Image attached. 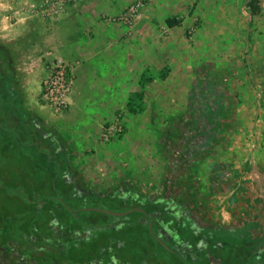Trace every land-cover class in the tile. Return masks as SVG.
I'll list each match as a JSON object with an SVG mask.
<instances>
[{"label":"crops","instance_id":"obj_1","mask_svg":"<svg viewBox=\"0 0 264 264\" xmlns=\"http://www.w3.org/2000/svg\"><path fill=\"white\" fill-rule=\"evenodd\" d=\"M32 1L39 0H0V50L13 72L16 95L12 111L5 109L2 114L11 122L22 119L31 125L23 137L53 136L56 145L71 154L77 146L99 148L104 142L102 132L120 110L126 112L129 122L139 118L170 121L180 116L202 72L209 71L214 80L224 78L225 84L219 81L218 88L221 95L225 94L227 105L240 104L236 100L239 94L243 102V91L253 78L264 87V4H258L260 9L255 12L249 0H147L138 20L128 27L111 16L121 13L132 0H77L58 20L26 16ZM170 18H178L179 23L169 26ZM192 27L194 33L190 35ZM246 40L252 46H246L250 68L243 67L240 50ZM219 41L226 50L223 57L219 56ZM54 57H62L71 65L75 83L70 106L52 115L42 90L48 62ZM144 73L152 78L143 88L144 109L129 111L128 103L141 90ZM238 111L229 118L240 120ZM236 127L227 133V152L235 146L232 140ZM6 136L2 131L0 139ZM262 153L254 160L243 158L245 151H241V160L235 166L242 173L229 174V183L234 185L230 187V207L237 212L238 200L245 202L244 214L250 220L256 218L260 230L264 226ZM226 164L229 169L235 167L234 160ZM116 176L126 175H84L89 179Z\"/></svg>","mask_w":264,"mask_h":264},{"label":"flooded vegetation","instance_id":"obj_2","mask_svg":"<svg viewBox=\"0 0 264 264\" xmlns=\"http://www.w3.org/2000/svg\"><path fill=\"white\" fill-rule=\"evenodd\" d=\"M70 157L55 162L49 199L3 197L0 166V264H264V226L240 200L229 221L216 214L211 183L191 194L182 177L89 179Z\"/></svg>","mask_w":264,"mask_h":264},{"label":"rangeland","instance_id":"obj_3","mask_svg":"<svg viewBox=\"0 0 264 264\" xmlns=\"http://www.w3.org/2000/svg\"><path fill=\"white\" fill-rule=\"evenodd\" d=\"M78 1L98 3L102 0ZM134 1L137 0L130 1L125 9ZM143 1L147 4V0ZM145 8L146 5L143 7V10ZM119 14L112 15L111 17L113 18ZM85 16L87 15L85 14ZM76 17L82 20L80 14H77ZM191 29L190 35H193L194 27ZM246 41L247 43H244L245 47L240 48V50H242L243 67L250 68V66L252 67V63L250 64L247 61V57L249 56L247 52L249 51L246 46L249 47L251 44H249L248 40ZM222 43V41H219L218 44L220 45L218 51L221 57L226 53L225 48L221 46L223 45ZM216 81H222L223 84L226 82L224 78H217ZM259 82L260 80L258 81L257 78L248 81L249 87L243 91V102L239 90H237L239 95L236 96V100L240 101V104L229 105L230 110L237 111L239 108L238 112L240 113V120H237L235 124L237 132L234 134L232 140V144L235 145L233 149L227 152L224 148H219L216 153H209L193 161V178L188 177L183 170L177 174V172L171 169L174 162L173 157H171L172 153H170L172 148L165 145V141L160 135L161 129L165 130L168 121L139 118L129 122L126 120V112L123 110H120L116 114V117H119L124 128L123 133L117 137L118 140H123L122 142H114V139L103 143L101 141L99 148L91 147L88 149L77 146L73 150L74 152L71 154L70 159L77 167L84 166V169H82L83 173L87 172L93 176H110L121 167V174H125V177H131V174H135L138 176L137 178H142L143 182L153 183L158 178L182 177L184 178L185 192L194 194L197 191H195L193 186H198L200 188L198 193L209 194L208 188L212 182V176L216 172H221V169L215 170L213 168L215 164H225L227 162L230 164L234 160L233 166H235L238 164L237 161L241 160L242 155L240 154L243 150L245 151L243 158L252 157L255 158L254 160H257L262 151L264 156V87ZM220 96L225 100V94ZM4 104H6L5 100L1 102L0 107L4 108ZM185 107H188V105ZM134 109V112L137 113L144 108L139 109L137 106H134ZM52 110H50L52 115L63 112ZM7 117L2 112L0 113V123L4 129H0V134L4 131L7 135V138L0 139V166L4 165V171L7 174V183H5L1 194H4L3 197L6 198H16L17 194H22L24 195L23 198L26 195H30L34 198L49 199L56 192L51 185V180L55 176L61 177V173L55 171V162L58 159L66 158V149L58 147L53 136L45 138L46 141L39 135L35 136V138L28 135L23 137L28 128H31V125H26L22 119L11 122V120H7ZM34 140H36V143H33ZM76 143L78 144L79 142L77 141ZM229 170L233 173L235 172L236 176L240 175L241 172L240 168L238 169L236 166ZM0 171H2L1 168ZM87 173H84V175H87ZM25 178L31 179L28 182L34 183L35 188L33 190H25L26 185L20 182ZM192 182L195 185H191ZM0 183L3 182L0 181ZM233 186L231 183L221 185L218 191L212 192L210 196V202L216 214H222L228 221L231 219L230 205L232 195L230 192ZM58 190L61 192L60 188ZM60 195L63 196V194Z\"/></svg>","mask_w":264,"mask_h":264},{"label":"trees","instance_id":"obj_4","mask_svg":"<svg viewBox=\"0 0 264 264\" xmlns=\"http://www.w3.org/2000/svg\"><path fill=\"white\" fill-rule=\"evenodd\" d=\"M250 4L255 12L260 9L258 0H250ZM167 23L172 27L179 23V19L170 18ZM12 75L6 56L0 50V104L3 100L6 101L5 107H0V113L5 109L12 111L16 96L12 85ZM151 79L146 73L141 76V90L133 94L128 103L131 111H135L134 106L143 108L142 102L145 95L143 88ZM218 85L209 71L202 72L189 91V105L184 113L168 121L165 130L162 129L160 132L165 145L172 148L171 151L169 150L174 159L171 167L177 174L183 170L188 177L193 178V161L209 153H216L219 148L225 149L227 146V133L235 128L237 122L229 118L234 110H230L229 105L220 96ZM0 129H3L1 123ZM213 168L221 169V172H216L212 176L211 193L218 191L217 187L231 181L230 170L226 163L215 164Z\"/></svg>","mask_w":264,"mask_h":264},{"label":"built area","instance_id":"obj_5","mask_svg":"<svg viewBox=\"0 0 264 264\" xmlns=\"http://www.w3.org/2000/svg\"><path fill=\"white\" fill-rule=\"evenodd\" d=\"M249 1L245 4V9L249 6ZM76 2L77 0L32 1L28 4L26 16L58 20L66 12L67 8ZM258 2L260 5L264 4V0H258ZM145 5L143 0L134 1L121 14L111 19L132 27L142 14ZM47 68L48 72L43 80V101L57 112L64 111L70 106V96L75 83V73L71 65L62 57L51 59L48 62ZM123 131L124 128L121 121L119 117H116L113 121L109 122L100 138L104 142H109L120 136Z\"/></svg>","mask_w":264,"mask_h":264}]
</instances>
